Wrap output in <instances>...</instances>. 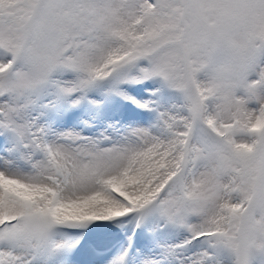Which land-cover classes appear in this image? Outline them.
<instances>
[{
  "label": "snow or ice",
  "instance_id": "6c2138e0",
  "mask_svg": "<svg viewBox=\"0 0 264 264\" xmlns=\"http://www.w3.org/2000/svg\"><path fill=\"white\" fill-rule=\"evenodd\" d=\"M85 258L264 264V0H0V264Z\"/></svg>",
  "mask_w": 264,
  "mask_h": 264
},
{
  "label": "rangeland",
  "instance_id": "374dc122",
  "mask_svg": "<svg viewBox=\"0 0 264 264\" xmlns=\"http://www.w3.org/2000/svg\"><path fill=\"white\" fill-rule=\"evenodd\" d=\"M128 118H142V116L138 114L135 109H132L125 115V119ZM131 228H134V225L127 222L123 225H117L116 223L112 222L111 229H100L98 231H101V234L91 235V238L97 241L99 244L103 245L104 243H108L117 236H123L125 242L108 256V258H111L112 256L117 255L123 247L128 245V232ZM138 230L140 232V236L138 239L133 241V244L135 245L133 251H136L137 249L143 252H148L150 250L159 251L158 244L178 243L183 240L186 235L182 229L175 228L168 230H159V232L156 234H153L151 231L144 228H138ZM83 264H88L87 258L84 259Z\"/></svg>",
  "mask_w": 264,
  "mask_h": 264
},
{
  "label": "bare ground",
  "instance_id": "6f19581e",
  "mask_svg": "<svg viewBox=\"0 0 264 264\" xmlns=\"http://www.w3.org/2000/svg\"><path fill=\"white\" fill-rule=\"evenodd\" d=\"M110 255V254H109ZM109 255H107V256H109Z\"/></svg>",
  "mask_w": 264,
  "mask_h": 264
},
{
  "label": "trees",
  "instance_id": "16d2710c",
  "mask_svg": "<svg viewBox=\"0 0 264 264\" xmlns=\"http://www.w3.org/2000/svg\"><path fill=\"white\" fill-rule=\"evenodd\" d=\"M91 227V226H90Z\"/></svg>",
  "mask_w": 264,
  "mask_h": 264
}]
</instances>
